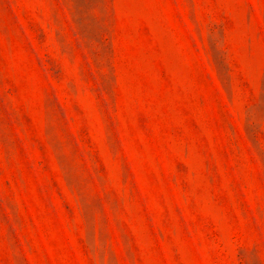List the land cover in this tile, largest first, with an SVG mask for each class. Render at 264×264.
Instances as JSON below:
<instances>
[{"label":"rangeland","instance_id":"obj_1","mask_svg":"<svg viewBox=\"0 0 264 264\" xmlns=\"http://www.w3.org/2000/svg\"><path fill=\"white\" fill-rule=\"evenodd\" d=\"M0 264H264V0H0Z\"/></svg>","mask_w":264,"mask_h":264}]
</instances>
